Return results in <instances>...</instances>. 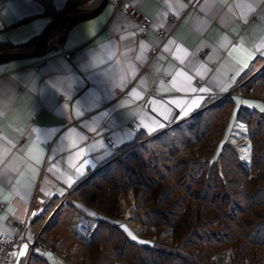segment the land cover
Segmentation results:
<instances>
[{
  "label": "crops",
  "instance_id": "obj_1",
  "mask_svg": "<svg viewBox=\"0 0 264 264\" xmlns=\"http://www.w3.org/2000/svg\"><path fill=\"white\" fill-rule=\"evenodd\" d=\"M51 1L53 10L45 0H0V43L32 48L71 4ZM81 1L67 13L100 2ZM120 1L153 18L147 36L117 9ZM260 59L264 0H110L91 19L56 26L42 57L0 63V234L27 224L16 264L38 250L31 224L51 200L137 136L168 129L207 99L234 92ZM193 100L199 106L185 115Z\"/></svg>",
  "mask_w": 264,
  "mask_h": 264
},
{
  "label": "trees",
  "instance_id": "obj_2",
  "mask_svg": "<svg viewBox=\"0 0 264 264\" xmlns=\"http://www.w3.org/2000/svg\"><path fill=\"white\" fill-rule=\"evenodd\" d=\"M80 2L82 1L71 0L68 9H71V7ZM45 5L47 9L53 10L51 0H45ZM66 10L65 12H59L56 16L67 13ZM0 51L2 53L22 51V47H16L10 43H0ZM260 62H264V59L257 60L253 68L259 67V65H261ZM252 69L249 70L246 75H248ZM252 82L253 80L251 81L250 78L244 80L242 84L244 83L245 85ZM246 86L247 85L244 87L245 89L247 88ZM249 88L251 87L249 86ZM219 97L222 96H218L217 98ZM222 101L223 102L219 103L216 102L217 104L214 105H212L214 102L211 103V101H209L210 106L207 107V104H205L204 107L195 112L191 117L157 133L150 141L152 146L150 148H141L142 153L137 152L125 156V158H121L117 160V162L104 167L94 175L89 176V174H87L84 181L82 180L83 182L78 185L74 191V197L77 200L84 201L88 205L100 209L102 207L101 199L104 198L106 187H110V189L113 190L120 187L142 188L146 191V197H149L147 201L149 203V209H155L153 207L156 205L170 203L166 202L168 201L167 197L180 186L177 185V180H175L177 176H184L187 181L193 184L196 183V181L199 182L198 184H203L207 180V184L205 183V191L208 193L205 199L201 200L203 203H201L199 207L190 206L188 218H184L179 221V223L177 222V227L174 230V245L183 251L182 253H159L151 247L132 243L126 239L122 231L105 222L99 223L94 229L90 239L78 236L77 233L73 231V224L67 223L71 217V213L72 216H74L75 207L71 203L67 205L62 204L58 207L54 215L49 219L47 225L41 229L43 223H45L46 219L49 217L47 215H49L51 208L57 206L61 200L60 198L51 200L44 212L32 222L31 227L34 231L35 238L43 245H49L57 252H59L60 247L67 244V237H70L68 232L69 229H71L75 235V237H73L74 240L82 243L85 247L94 246L96 243H101L104 239H111V241L115 243L119 240L122 244L121 251L125 252V256L132 253L142 255L145 264H219V262L222 261L219 256L223 255L220 247L232 244L231 259L228 257V259L221 262V264H247V259L251 257V254H249V245L264 243V223H255V225L253 224L251 226L248 224L250 222L246 221V218L238 217L239 214L229 216L225 210L227 207L238 209L236 207V199L241 201L243 210H240L245 213L250 212L255 205L262 203V197L264 195V175L257 174L255 178V176L251 174L252 171L257 169L258 164L254 165L255 169L252 171L251 169H247V167L237 159L238 157H236L235 152L231 151L232 148L226 146L219 156V160L222 163L220 169L221 174L218 172L217 177H213L212 173L210 177L207 178L204 172L207 169L209 170V157H199L195 155L196 157L178 158L176 153H178L179 150H175V146L178 147L177 145L172 144L171 147H165L171 144H163V147H161L159 144L165 140L173 141V135L176 132L188 133V135L191 136L190 140H194L196 143L205 142L209 134L212 133L208 114L212 111L215 115L219 110H222L223 106H231L234 104V100L231 97ZM205 103H208V99ZM256 114L255 111L251 112L242 107L238 110L237 120L250 124L252 120L254 121ZM259 117L261 118L259 115L256 118L253 131L255 134L260 133L263 135L264 126L262 120H259ZM213 140L214 138H211V141ZM214 141L212 143H214ZM216 142H218V140ZM189 145L190 144L186 147L189 148ZM261 147L262 143L256 144L255 150L259 152ZM240 170L243 171L240 172ZM168 171H170L169 174H167ZM139 195V200L142 204H145L143 196L141 194ZM210 195L212 197L214 196L212 201L209 199ZM69 207L72 208V211ZM139 210L140 211H136V215L138 218H141L142 221L147 222L148 217L152 218L153 215L148 214L150 212L149 210L148 212L145 209ZM158 213L160 214V212ZM155 214L160 217L159 214ZM170 225L174 226L173 224ZM53 231L58 234L57 240L53 239ZM225 235L227 236L224 237ZM241 250H244L245 253L249 255L248 258H244L246 262H242L239 258L237 259L238 253H241ZM250 253H252V256H257L255 252ZM27 257L29 259L28 264H49L46 259L34 250L30 252ZM217 257L219 259H217ZM21 262L22 260L20 263Z\"/></svg>",
  "mask_w": 264,
  "mask_h": 264
},
{
  "label": "rangeland",
  "instance_id": "obj_3",
  "mask_svg": "<svg viewBox=\"0 0 264 264\" xmlns=\"http://www.w3.org/2000/svg\"><path fill=\"white\" fill-rule=\"evenodd\" d=\"M250 78L253 82L245 84L247 85V88L245 89V85L244 83L242 84V82ZM249 86L251 88H249ZM228 97H231L234 100L233 105L223 106L222 110H219L215 115L212 111L208 114L212 133L209 134L205 142L196 143V141L190 140L191 136L188 135V133L184 134L176 132L173 135V141L165 140L159 144L161 147H163V144H171L168 146L166 145L165 147H171L172 144L177 145L178 147L175 146V150H179V152L176 153L178 158H190L195 155H198L199 157H209V170L207 169L204 172L207 178H209L212 173L213 177H217L218 172L221 174L220 169L222 163L219 160V156L222 154L226 146L232 148L231 151L235 152L236 157H238L237 159H239L247 169H251L252 171L255 169L254 165L258 164L257 169L251 173L255 178L257 177V174L264 175V134H255L253 131L258 115L261 116V118L259 117V120H262L264 126V110H262L264 109V62H262L259 67L253 68L235 88L234 92L223 95L219 98H209L208 103L205 104H207L208 107L210 106L209 101H211V103L214 102L212 104L214 105L223 102L222 100L227 99ZM242 107L251 112L255 111V113H257L254 121L252 120L250 124L239 122L237 120L238 110ZM156 134L157 133L137 136L131 144L113 153L105 165L93 172H89V176L94 175L104 167L117 162V160L125 158V156L137 152L142 153L141 148H150L152 146L150 141L156 136ZM211 138H214V140L216 139L215 141L213 140L214 143H212L213 141H211ZM217 140L218 142H216ZM259 143H262V147L258 152L255 150V147L256 144ZM188 144H190L189 148L186 147ZM242 171L240 170V172ZM169 173L170 171L167 172V174ZM84 178H86V176ZM84 178L69 191L67 196L60 198L61 200L57 206L51 208L49 215H47L49 217L46 219L45 223H43L41 229L47 225L49 219L54 215L58 207L62 204L67 205L68 203H71L75 207L74 216H72L71 213V217L67 223L73 224V231H75L78 236L90 239L94 229L99 223L105 222L122 231L126 239L132 243L151 247L159 253H182L183 251L174 245V230L179 221L188 218L190 206H201V203H203L201 200H204L208 193L205 191V183L207 180L203 184H198L199 182L197 181L193 184L190 181H187L184 176H177L175 180H177V185L180 186L167 197L168 201L166 202L170 203L156 205L153 207L155 209H149V203L147 202L149 197H146V191L142 188L120 187L113 190L110 189V187H106L104 198L101 199L102 207L99 209L88 205L84 201L77 200L74 197L75 188L84 181ZM139 194L143 196L145 204H142L139 200ZM213 198L214 196L212 197L210 195L209 199L211 201ZM262 198V203L252 207L248 213L241 211L243 210V207L241 206V201L237 199L236 207L238 209L227 207L225 212L228 213L229 216L239 214L238 217L246 218V221L250 222L248 224L251 226L253 224L255 225V223H264V195ZM45 208L46 207H44L41 213L44 212ZM69 209L72 211L71 207H69ZM139 209H145L147 212L149 210L150 212L148 214H152V218L148 217L147 222L142 221V219L138 218L136 215V211H140ZM157 211L160 212V214ZM155 213L159 214L160 217L156 216ZM153 217L157 219H154ZM170 224H173L174 226ZM53 232V239L57 240L58 234H56L55 231ZM68 232L70 237H67V244L60 247L59 252L55 251L47 244L43 245L38 240L39 245L41 244L43 248L37 246L38 250L36 252L46 259L49 264H145L142 255L132 253L125 256V252L121 251L122 244L119 240L115 243L111 241V239H104L101 243H96L94 246L85 247L82 243L74 240L73 237H75V235L71 229H69ZM226 236L227 235L224 237ZM133 237H135V239H133ZM141 241L144 243H141ZM231 246L233 245L227 244L226 246L224 245L220 247L223 255L219 256L222 259L219 264L227 260L228 257L231 259ZM248 248L250 249V252H255L257 256H252V253L249 252L251 257L248 258L249 255L246 254L244 250H241V253H238L237 259L239 258L242 262H246L244 258H248L247 264H264V243L250 244ZM217 259L219 258L217 257ZM28 260V257H26L22 259L20 264H28Z\"/></svg>",
  "mask_w": 264,
  "mask_h": 264
},
{
  "label": "built area",
  "instance_id": "obj_4",
  "mask_svg": "<svg viewBox=\"0 0 264 264\" xmlns=\"http://www.w3.org/2000/svg\"><path fill=\"white\" fill-rule=\"evenodd\" d=\"M117 9L137 20L141 36L145 37L148 35L151 25L153 23V18L151 16L141 13L137 8L132 6L127 1H120L117 4ZM171 19L175 20V18L173 17ZM159 34L161 36L165 35V30L160 29ZM158 52H159V47L153 48L151 50V57H154ZM66 57L70 58L71 54L67 53ZM44 63L45 62L42 61L39 64L42 65ZM105 139L107 144H109V146L114 145V142L110 136H105ZM4 209H5V204L2 201H0V211H3ZM15 228L16 230L13 233L0 234V264H16L18 262L17 255H13V253H16V250L25 239L27 224L25 222H20L15 225ZM37 246L42 247L41 244L39 245L38 241L35 242L34 247Z\"/></svg>",
  "mask_w": 264,
  "mask_h": 264
},
{
  "label": "water",
  "instance_id": "obj_5",
  "mask_svg": "<svg viewBox=\"0 0 264 264\" xmlns=\"http://www.w3.org/2000/svg\"><path fill=\"white\" fill-rule=\"evenodd\" d=\"M110 0H100V2L92 9L83 11L79 14L66 13L54 18L42 31L37 43L30 49L23 50L20 52H8L0 53V63L16 61V60H25V59H34L42 57L47 49V44L51 31L58 25L68 22H77L91 19L97 16L103 11L107 6Z\"/></svg>",
  "mask_w": 264,
  "mask_h": 264
},
{
  "label": "snow or ice",
  "instance_id": "obj_6",
  "mask_svg": "<svg viewBox=\"0 0 264 264\" xmlns=\"http://www.w3.org/2000/svg\"><path fill=\"white\" fill-rule=\"evenodd\" d=\"M246 66V65H245ZM193 91H196V89H193ZM199 91H201V92H205V91H207V89H203V88H201ZM199 99H203V97H200ZM193 106H199V104H198V101L197 100H193V102H192V105L191 106H189V108L188 109H185L184 110V114L185 115H187L188 114V111H190L191 110V108L193 107ZM262 110H264V109H262ZM33 215H35V213H33ZM133 239H135V237H133ZM141 243H144L143 241H141ZM27 247H28V245L27 244H25L24 245V249H27ZM13 255H16V253H13ZM19 255H24V251H20V253H19Z\"/></svg>",
  "mask_w": 264,
  "mask_h": 264
}]
</instances>
